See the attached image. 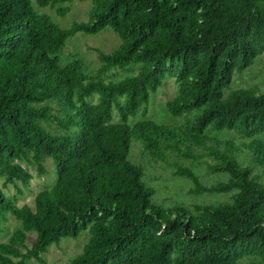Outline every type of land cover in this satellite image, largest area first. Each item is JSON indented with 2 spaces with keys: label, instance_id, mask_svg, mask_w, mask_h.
<instances>
[{
  "label": "trees",
  "instance_id": "1",
  "mask_svg": "<svg viewBox=\"0 0 264 264\" xmlns=\"http://www.w3.org/2000/svg\"><path fill=\"white\" fill-rule=\"evenodd\" d=\"M75 1H90L89 19L68 28L37 11L58 7L63 18ZM106 29L120 44L94 49L93 73L81 59L60 63L68 39ZM262 54L264 0H0V235L9 218L21 225L0 243V264H46L51 246L82 233L71 264H264V92L224 96ZM168 78L177 93L166 110L186 122L132 123ZM132 143L154 161L208 158V172L225 181L207 185L178 166L174 176L194 196L232 193L231 202L155 205L144 169L129 159ZM47 159L54 185L18 207L6 188L28 187L27 167L43 176Z\"/></svg>",
  "mask_w": 264,
  "mask_h": 264
},
{
  "label": "rangeland",
  "instance_id": "2",
  "mask_svg": "<svg viewBox=\"0 0 264 264\" xmlns=\"http://www.w3.org/2000/svg\"><path fill=\"white\" fill-rule=\"evenodd\" d=\"M69 8L68 13L62 18L58 14V7L53 9H39L40 13L48 14L52 20L62 28H68L74 22H87L88 12L91 8L90 1L78 2L75 1L70 5H64L61 8ZM120 44V39L116 34L108 29L100 32L97 35H85L78 33L72 38L68 39L66 45L60 55V63L67 64L74 59H81L86 68V73H93L99 66L97 53L94 49H98L104 53H110ZM135 67H131L127 71L116 70L104 77L105 82L116 80L128 74H134ZM94 75V74H92ZM248 88H257L264 92V54L258 56L253 65L246 69L241 74L233 76L230 86L224 90V96L227 97L232 91ZM177 93V85L173 78H168L163 87L159 88L156 94L150 98L149 105L145 111V115L139 113L137 117L131 121L136 123L143 119L153 120L158 124L169 127H178L186 122L185 117H172L167 112L165 104L170 101ZM212 137L217 139H234L237 142L241 141L234 134L226 133H211ZM196 155H201L203 150L197 148ZM129 159L131 162L144 169L143 182L151 186L155 190L152 197V202L163 209L174 208L176 206H185L191 209L194 205H219L226 202H231L232 193L228 194H209L194 196L189 193L192 184L186 178L174 176L176 166L188 168L194 171L204 184L212 185L216 182L225 181L227 176L224 174L214 175L207 170V163L210 160L204 157L201 160L194 161L179 158L176 155H167L166 160L154 161L148 158L142 152L140 143H132L130 148ZM238 160L243 162V156H238ZM46 173L40 176L36 171L27 167L32 174L28 187H23L18 183V188L9 185L5 192L7 196L14 199L18 207L27 205L33 207L35 196L44 189L51 188L54 185L56 177L55 167L51 159L45 161ZM264 181V179H262ZM21 225L13 218H9L4 225V233L0 235V243H5L7 238L14 232L15 229H20ZM30 246V239L32 240L34 234L28 233ZM88 238L87 233H82L78 239H65L57 246H51L48 252L42 255L46 264H71L73 258L79 255L82 251ZM28 264H39L35 260H31Z\"/></svg>",
  "mask_w": 264,
  "mask_h": 264
}]
</instances>
